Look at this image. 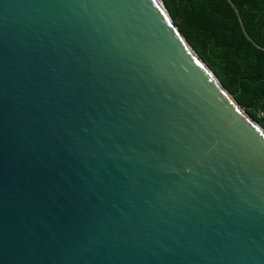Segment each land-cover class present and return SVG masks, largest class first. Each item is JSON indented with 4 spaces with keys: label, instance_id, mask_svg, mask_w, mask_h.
<instances>
[{
    "label": "water",
    "instance_id": "water-1",
    "mask_svg": "<svg viewBox=\"0 0 264 264\" xmlns=\"http://www.w3.org/2000/svg\"><path fill=\"white\" fill-rule=\"evenodd\" d=\"M0 264H264V129L161 0H0Z\"/></svg>",
    "mask_w": 264,
    "mask_h": 264
},
{
    "label": "trees",
    "instance_id": "trees-1",
    "mask_svg": "<svg viewBox=\"0 0 264 264\" xmlns=\"http://www.w3.org/2000/svg\"><path fill=\"white\" fill-rule=\"evenodd\" d=\"M239 105L264 129V0H161Z\"/></svg>",
    "mask_w": 264,
    "mask_h": 264
}]
</instances>
